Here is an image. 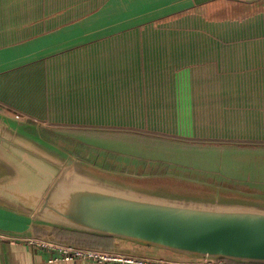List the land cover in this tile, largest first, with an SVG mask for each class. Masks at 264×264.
<instances>
[{"label": "crops", "instance_id": "1", "mask_svg": "<svg viewBox=\"0 0 264 264\" xmlns=\"http://www.w3.org/2000/svg\"><path fill=\"white\" fill-rule=\"evenodd\" d=\"M54 1L0 0V87L15 86V105L21 110L13 114L0 106V113L28 122L33 127L25 129L34 137H42L54 145L62 142L86 149L79 157L88 159L93 155H89L88 149L102 148L96 143L98 139L114 138L52 124L66 123L67 119L81 124L97 123L96 117L114 114H154L188 116L189 121L197 123L214 119L216 128L202 130L222 133L220 137H209L190 132L193 138L264 141V0H173L164 6L148 8L145 7L148 0H142L144 8L133 9L126 19L115 21L114 26H88L102 6L89 14L85 11L75 20L58 11L57 17L63 22L49 27V22L54 23L56 18L54 12H47L46 5ZM92 2L82 0L85 5ZM166 9L191 11L196 16L200 15L197 9L209 15L216 10L223 14L222 26L234 41L223 45H183L172 38L180 34L175 29L119 26L140 17L134 11H146L147 16ZM237 26L239 40L235 42ZM27 116L34 117L35 123L29 122ZM43 130L49 133L43 135ZM156 141L165 142H148ZM184 145L222 146L223 151L217 153L209 149L190 152L191 162L218 163L222 156V163L239 165L240 175L245 174L239 179L264 180V145L252 142ZM187 154L177 153L180 157ZM94 157L102 160L101 156ZM236 157L238 162L234 161ZM34 226L38 224L32 218L0 201V234L10 236L0 239V264H110L82 259L52 262L57 252L41 250L26 240L37 237ZM112 251L187 260L119 240Z\"/></svg>", "mask_w": 264, "mask_h": 264}, {"label": "water", "instance_id": "2", "mask_svg": "<svg viewBox=\"0 0 264 264\" xmlns=\"http://www.w3.org/2000/svg\"><path fill=\"white\" fill-rule=\"evenodd\" d=\"M27 127L33 126L0 113V201L38 225L111 237L185 261L264 264V183L233 186L238 164L213 163L225 167L216 179L205 174L215 182L166 170V177L196 181L195 189L210 196L164 195L139 185L156 182L153 162H145L146 169L139 161L105 168L103 156L84 159L74 147L47 143Z\"/></svg>", "mask_w": 264, "mask_h": 264}, {"label": "rangeland", "instance_id": "3", "mask_svg": "<svg viewBox=\"0 0 264 264\" xmlns=\"http://www.w3.org/2000/svg\"><path fill=\"white\" fill-rule=\"evenodd\" d=\"M75 1H78V0L68 1V3L66 4V5L69 4L68 7L64 3L59 4V5H57V3H49L48 5H46V8H47L48 13H51V12L57 11L56 9L57 7L63 8L64 6H66V9L64 10L63 15L64 16L70 15L71 17H73L72 19L74 20V19H78L81 15L84 14L85 11L83 10H85L84 7H86L84 3L78 4ZM172 1L173 0H148V3L145 4V7L146 8L152 7V6L160 7ZM89 5L93 6L91 4ZM137 8L138 10L139 8L140 9L144 8V4L142 0H115V1L110 0L107 4L105 3L103 5L101 10L97 12V18L94 21H92L88 26H92L93 24L94 26H97V25L114 26L115 24H117L115 23V21L120 23L122 19H126L132 13L133 9L137 10ZM197 10L199 12H196V11L195 12L197 14H200L198 17L199 19L193 22L190 21V23H192L193 25H199V24H204V23H213V25L216 24L215 26L223 25L222 24L223 14L221 13L218 14L216 13V10H215L211 15H209L208 12L207 13L202 12V10L200 9H197ZM86 11H89V10H86ZM126 11L128 13H126ZM177 11H181V10H176V11H171L167 9L160 10L157 12H152L153 14H150L147 16H146L147 14L146 11H142V12L134 11L135 15L140 16V17H136L132 21L129 20L127 23L123 22L119 26H126V27H131V26L172 27L174 26V28L179 27V25H175V22L177 21L178 23L179 22L178 20L181 19L182 17L184 16L187 17L192 14H190L191 11L188 13L186 11L184 12H177ZM36 14H40V13H36ZM54 14H55L54 18H56V20L52 24H50L49 22L48 24L49 27L57 26L58 24L63 22L61 19L57 17L58 13L54 12ZM114 14H115V18H114ZM197 33H203V32L198 30ZM200 36L202 35L200 34ZM199 42H201V40H199ZM201 118L202 117H200L199 119ZM203 122L204 123H201V122L197 123V121H192V120L189 121L188 116L181 117V118L167 117V120L161 124L160 129L164 131H168L169 133L186 135V136H190L193 133H195L196 136H209V137L222 136V133H219V132L202 130L205 128H210V129L216 128L217 124L214 121V119H211L208 122L206 119H203ZM190 132H193V133L190 134ZM96 143L102 146L103 148H97L94 150H99L101 153L95 154L89 150V155L93 154L94 156L95 155H98L101 157L103 156L104 161L107 158V155H109L110 161L112 162L111 166L114 165V169L117 167L118 163L126 165L125 162H127V166H128L129 164H132V163L135 164V162H138V161L141 163L142 162L143 163L153 162L154 166L152 168L154 169L153 172L155 171V173L153 174L159 175L156 177V182L145 183L146 185L139 184L141 187L148 189V191L150 192H155V193L164 194V195H174V196H179V197H190V198H195V199H209L208 196H210V194L202 193L199 190L195 189L196 188L195 185H198L196 181H189L188 178H185L184 180L169 178L165 176L164 174L165 171L173 170L172 173H176L178 175L179 174L185 175L184 173H182L185 171L187 175H190L194 179L197 177H201L202 178L201 180L204 179L210 182H215V180L213 178L207 179V176L205 175L206 173H208L209 175H211V177H214L215 179L218 177L220 173H225V167L221 166L220 164L212 163V165L211 164L208 165L207 163L202 162V163H198L196 167V165L192 163L189 159L184 158V157H191V155L189 154L190 152L196 153V151L200 152L202 150H208V149L212 150L215 153L221 152L223 151L221 149H224L222 148V146L212 145L209 148H206V147H203V145H200V146L198 145L188 146L187 145L186 146L184 144H181L182 142H179L178 144H176L175 142H173L174 143L173 144V143H165V142L163 143V142H158V141H156L155 143H149L146 140L142 141V139L134 140L130 138H122V139L114 138L113 140L100 138L97 140ZM108 148H112V149H108ZM83 150H86V149L75 148L73 152L76 153V151L81 152ZM181 152L188 153L186 156H182L180 158L184 161L189 160V162H186V163L183 161L176 162V158L180 160V158H178L179 155H177L176 153L180 154ZM215 153H212V154H215ZM132 154H140V156L139 155L138 157L131 156ZM110 155H114V160H113V156L110 157ZM193 160H194V157H193ZM223 161H224L223 157L220 156L218 158V162L222 163ZM234 161L238 162V158L236 157ZM104 167L106 168V166ZM122 170L126 171L127 167L124 166ZM176 171H181V172H176ZM235 176L238 179L231 180L232 185L238 186V184H240V188H249L250 184L264 183V181L255 180V179H250V180L239 179L240 176H243V174L240 175V173H235ZM249 190L259 191L255 189H249ZM154 252L161 254V255H164V253H166L164 251H159V250H156Z\"/></svg>", "mask_w": 264, "mask_h": 264}, {"label": "trees", "instance_id": "4", "mask_svg": "<svg viewBox=\"0 0 264 264\" xmlns=\"http://www.w3.org/2000/svg\"><path fill=\"white\" fill-rule=\"evenodd\" d=\"M70 0H55L53 3H57V5L64 3L65 5ZM78 4H82L81 0L75 1ZM106 0H94V2L86 4V13H90L97 8L103 6ZM69 5V4H68ZM68 5H66L68 7ZM66 6L63 8L57 7L58 11H64ZM90 6V7H89ZM48 12V11H47ZM82 16V15H81ZM71 17L70 15H66L65 18ZM199 16L191 15L184 16L179 19L178 23L175 22V25H179V27H150L155 29H175L179 31V36L172 37L177 39L178 43H182L183 45H223L228 42H233L234 39H230L227 35V32L223 28V26H215L212 23H204L199 25H193L190 21H196ZM71 17L70 19H72ZM75 20V19H74ZM73 21V20H72ZM174 23V22H173ZM197 26V27H196ZM140 28H147L144 26H134ZM200 30L203 33H197ZM238 26L235 29V42H238ZM237 33V34H236ZM200 34L202 36H200ZM201 40V42H199ZM183 54H190L183 51ZM172 74V73H171ZM187 73H185L186 75ZM44 81L45 87L48 92V81H47V73H44ZM15 86L13 84L8 87H4L3 89L0 87V106L7 108L8 112L17 113L21 110L15 105V96H14ZM6 111V109H4ZM0 111H2L0 109ZM26 117V116H25ZM167 117H175L173 115H154V114H136V115H116L104 116V117H96L95 122L97 123H89L83 122L81 124L77 121H68L53 123L52 126L62 128L65 127L79 132H85L88 134L94 133L99 134L104 137H111L116 139L122 138H130L134 140L150 141V140H161L165 141V143L170 142H182L184 144L188 143H217V144H238L245 142H252L253 144L264 145V141H244L239 139H224V138H193L190 136L180 135L169 133L168 131H164L160 129L161 124L167 120ZM29 122L35 123L34 117L27 116ZM86 118V117H84ZM72 119V118H71ZM74 120V119H73ZM30 130V129H29ZM49 133L48 131L43 130L42 134L45 135ZM76 154L80 156V152L76 151ZM146 165L143 164L142 168L146 169ZM154 169H152V173ZM35 235L38 238L50 240L56 243L68 244L81 248H90V249H101L106 251H112L115 248L116 239L111 237H101L97 235H92L89 233L59 228V227H47V226H34Z\"/></svg>", "mask_w": 264, "mask_h": 264}, {"label": "built area", "instance_id": "5", "mask_svg": "<svg viewBox=\"0 0 264 264\" xmlns=\"http://www.w3.org/2000/svg\"><path fill=\"white\" fill-rule=\"evenodd\" d=\"M10 238L5 234H0V239ZM13 238V237H11ZM32 246L41 250L55 251L57 256L51 261H71L74 259L92 260L98 263L110 264H235L224 259H194L188 261H173L162 258L136 256L123 254L116 251H106L101 249L81 248L68 244L56 243L38 237L26 239Z\"/></svg>", "mask_w": 264, "mask_h": 264}, {"label": "flooded vegetation", "instance_id": "6", "mask_svg": "<svg viewBox=\"0 0 264 264\" xmlns=\"http://www.w3.org/2000/svg\"><path fill=\"white\" fill-rule=\"evenodd\" d=\"M47 136L48 137H50V138H52L53 136L52 135H50V134H47ZM87 151H89V149L87 150ZM90 151H95V152H100L99 150H90ZM81 153V152H80ZM109 154H111V153H109ZM111 156H113V160H114V155H110V157ZM111 164H112V162L110 161V158H109V155H107V158L105 159V161H104V166H106V168H108V167H111ZM144 165H146V163H144Z\"/></svg>", "mask_w": 264, "mask_h": 264}]
</instances>
